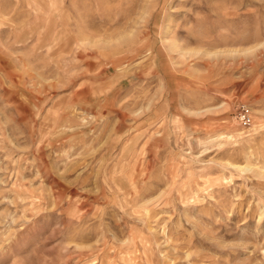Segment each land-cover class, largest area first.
Segmentation results:
<instances>
[{
	"label": "rangeland",
	"instance_id": "rangeland-1",
	"mask_svg": "<svg viewBox=\"0 0 264 264\" xmlns=\"http://www.w3.org/2000/svg\"><path fill=\"white\" fill-rule=\"evenodd\" d=\"M0 264H264V0H0Z\"/></svg>",
	"mask_w": 264,
	"mask_h": 264
},
{
	"label": "built area",
	"instance_id": "built-area-1",
	"mask_svg": "<svg viewBox=\"0 0 264 264\" xmlns=\"http://www.w3.org/2000/svg\"><path fill=\"white\" fill-rule=\"evenodd\" d=\"M238 122L243 126H248L252 122V113L249 107L242 106L237 114Z\"/></svg>",
	"mask_w": 264,
	"mask_h": 264
}]
</instances>
